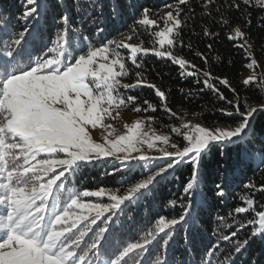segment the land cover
Instances as JSON below:
<instances>
[{
  "label": "snow or ice",
  "instance_id": "obj_1",
  "mask_svg": "<svg viewBox=\"0 0 264 264\" xmlns=\"http://www.w3.org/2000/svg\"><path fill=\"white\" fill-rule=\"evenodd\" d=\"M190 3L175 0L154 12L135 0L123 8L110 0L105 17V0H23L15 17L20 28L0 9V264H264V251L249 252L255 241L264 243V204L256 206L264 181L249 179L241 203L226 213L216 211L234 192L237 169L264 175V133L253 127L264 103L252 106L227 78L198 69L175 51L185 46L184 27L196 19ZM256 7L262 13L256 26L264 28V0H202L200 5L203 16L215 13L227 39L243 52L244 67L252 73L243 79L244 89L264 93V69L249 44V9ZM128 16L125 35L117 26ZM41 20L50 24V36ZM110 27L122 39L110 36ZM141 30L154 37L151 47L131 43ZM202 31L219 36L207 26ZM149 53L177 65L182 78H195L199 87L184 93L185 99L205 89L215 93L224 102L213 109L224 118L223 126L193 123L186 111H173L166 92L145 78L143 57ZM195 55L209 63L204 53ZM132 68L135 80L124 83ZM137 87L153 89L159 110L175 123L163 125L148 115L125 123L119 133L115 122L123 109L158 111L156 103L129 94ZM213 148L225 160L208 189L201 162ZM232 150L237 158L230 164ZM109 161L116 163L105 170L107 176L137 167L143 171L133 181L121 175L119 187L78 186L81 169ZM185 164L189 174L179 193L157 200V186ZM141 204L151 217L145 228L133 215ZM241 214L250 218L238 219ZM128 224L137 228L130 239L124 234Z\"/></svg>",
  "mask_w": 264,
  "mask_h": 264
},
{
  "label": "trees",
  "instance_id": "obj_2",
  "mask_svg": "<svg viewBox=\"0 0 264 264\" xmlns=\"http://www.w3.org/2000/svg\"><path fill=\"white\" fill-rule=\"evenodd\" d=\"M127 2L128 0H119L122 8ZM22 3L23 0H0V9L11 14L13 24L16 28L21 27L20 23L15 20V17L21 13ZM108 3H110V0H105V17L109 15L107 7ZM135 3L149 7L153 9L154 12L157 10L163 12L166 10L164 6L166 4L175 3V0H135ZM201 3L202 0H191L189 6L196 9V19L190 21L189 24L184 27L181 36L184 40L185 46L183 48L178 47L175 51L186 60H189L191 64L196 65L198 69L211 70L213 76L227 78L231 86L235 88L237 92L241 93L243 99H247L252 106H259L264 103V93H261L259 89L254 87L244 89L242 85V81L247 76L248 72L244 67V64L247 63V61L243 58V52L234 48L233 42L227 39L226 30L221 28L220 25L216 23V19L213 18L215 17V13H213V17L203 16L200 8ZM249 11L252 14V27L249 29V44L252 47L256 59L261 62L262 69H264V28L256 26L257 18L262 13L258 7L251 8ZM40 23L43 30L50 36V24L46 23L44 20H41ZM130 23L131 16H128L126 17V21L123 24L118 25L117 28L120 31H124L125 35H127L126 29ZM204 26H207L213 32H219V36L216 38L204 36L202 31ZM117 28L110 27V36H115V38L120 37L116 35ZM193 29L195 34L193 33ZM141 32L142 35H140L139 38H134L132 42H143V46L151 47L153 37L149 35L148 31L141 30ZM189 43L192 45L191 48L187 47ZM209 43L212 44L211 50L207 48ZM196 52L204 53V55L208 57L209 63L205 65L203 61L195 55ZM217 57H219V59H217ZM143 63L147 70L145 72V78L151 83H155L161 91L166 92V95L169 98L168 106L172 107L173 111H186L188 114L201 113L202 116L199 121L204 126L211 127L213 124L223 126L224 118L221 117L218 112H214L213 109L223 107L224 102L217 100L215 93L205 89L202 93L195 95L193 98L185 99L184 93H188L190 89L199 87L194 83L195 78L189 76L182 78L180 75V69L177 65L172 64L171 61L166 58L156 57L152 53L143 57ZM129 66L131 67V64H129ZM136 71L137 69L132 68V71L129 74L131 77V83L135 80ZM188 71H193V69H189ZM219 87L226 97L229 99L232 98L231 93L228 92L227 89L223 86ZM181 89L183 92H181ZM132 95L140 97L141 101L143 99H149L158 105V111L152 114L158 118L160 124L167 125L169 123H175L174 120L169 121L167 114L159 110L160 104L153 89L148 87H137L136 91L132 92ZM153 126L156 127L158 131L160 130L158 125ZM253 127L257 134L264 133V113H259L255 116ZM176 138L177 140L180 139L174 136V139ZM236 158L235 150L228 153V163L233 164ZM224 160L225 157H221L216 148H213L212 151L202 159L201 174L203 179L207 182L208 189L212 187V181L216 178L217 170ZM107 164L108 163L89 166L81 169V172L77 177V184L83 185L81 188L89 189L96 188V186L119 187V185L116 184V181L121 178V175L124 179L133 181L138 179L143 171L140 167H137L131 171H125L123 174L118 173L115 177H112L104 175L105 170H111L113 166L112 162L110 165ZM188 168L189 166L186 164L181 165L179 170H177L172 177H169L167 181L157 186L155 190L157 200H163L166 197L175 198L180 191V181L184 180L189 174ZM235 175L236 181L234 192L229 196L227 202L217 208L216 211H223L226 213L232 206L241 203L239 201V196L247 192V190L243 188V184L249 179H253L257 182L264 181V175L254 173L250 169L247 171L237 169ZM175 177H179V180L175 179ZM126 186L128 185H124V187ZM205 191H207V189H205ZM256 200L258 202L256 205L257 210H259L258 205L264 204V196L257 193ZM152 207L157 206L154 204ZM133 215L139 228L150 226L151 217L149 216L145 204H141L140 207L133 212ZM245 217L250 218V214H241L238 219H243ZM136 231L137 228L128 224L124 229L125 238H132ZM247 232L248 230L241 231L238 233V236L243 238ZM212 238L211 235L207 236L208 240H211ZM177 240L179 241V237H177ZM256 251H264V243H261L259 240L252 243L251 248L249 249V252ZM245 256H247V253Z\"/></svg>",
  "mask_w": 264,
  "mask_h": 264
},
{
  "label": "rangeland",
  "instance_id": "obj_3",
  "mask_svg": "<svg viewBox=\"0 0 264 264\" xmlns=\"http://www.w3.org/2000/svg\"><path fill=\"white\" fill-rule=\"evenodd\" d=\"M160 27L161 28H163V24L161 23V25H160ZM154 30H156V29H150V31H154ZM116 39H122V37L120 36V37H117ZM153 39H154V37H153ZM131 43H136V42H132L131 41ZM138 44V43H137ZM151 54V53H150ZM154 55V54H153ZM130 64V61H128V65ZM261 68H262V65H261ZM189 69H192L191 67H189L188 69H187V71L189 70ZM247 76H249V75H251L252 73H251V70H248L247 69ZM130 74V73H129ZM246 76V77H247ZM130 79H131V77H130V75L128 76V77H124L123 78V82L124 83H131L130 82ZM136 91V88L135 89H133V90H130L129 91V94H131L132 95V92H135ZM158 106V105H157ZM257 107H259V106H257ZM148 115H153L151 112H148V113H136V112H133L132 111V109L131 108H128V109H123L122 111H121V113H120V116H119V118H118V122H115V127L117 128V131L119 132V133H123L124 131H125V129H124V127H123V125L125 124V123H128V124H131V123H133L135 120H137V119H141V118H144V117H146V116H148ZM188 119H190V120H192V122L193 123H201L200 121H199V119H193V117H192V114H188V117H187ZM154 127V126H153ZM177 139V138H176ZM153 155H159L158 153H152ZM111 162H112V164H114V163H116V162H114V161H110V162H108V164L107 165H110L111 164ZM94 185H95V183H94ZM79 187H81V186H83V185H78ZM96 186V185H95ZM97 187V186H96ZM126 187H128V186H126ZM126 187H124V188H126ZM123 190V189H122Z\"/></svg>",
  "mask_w": 264,
  "mask_h": 264
}]
</instances>
